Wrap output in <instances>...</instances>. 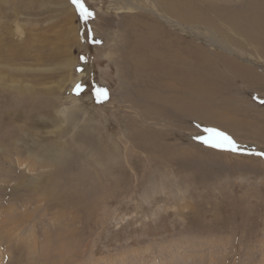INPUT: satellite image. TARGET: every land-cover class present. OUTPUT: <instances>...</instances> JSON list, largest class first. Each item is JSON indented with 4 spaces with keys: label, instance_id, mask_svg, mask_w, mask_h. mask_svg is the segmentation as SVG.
Segmentation results:
<instances>
[{
    "label": "rangeland",
    "instance_id": "1",
    "mask_svg": "<svg viewBox=\"0 0 264 264\" xmlns=\"http://www.w3.org/2000/svg\"><path fill=\"white\" fill-rule=\"evenodd\" d=\"M83 3L0 0V264H264V0Z\"/></svg>",
    "mask_w": 264,
    "mask_h": 264
},
{
    "label": "snow or ice",
    "instance_id": "2",
    "mask_svg": "<svg viewBox=\"0 0 264 264\" xmlns=\"http://www.w3.org/2000/svg\"><path fill=\"white\" fill-rule=\"evenodd\" d=\"M72 4L77 9L79 16L84 21H88L90 18L93 17V12L89 11L84 3L83 0H71ZM89 38L91 39V32L89 31ZM95 43H99V41H94ZM81 59H84V57H81ZM83 90V86L80 84H77L75 86L76 94L79 95L80 92ZM95 95L98 100L101 98L107 99L108 94L106 90L97 88L95 90ZM264 103V101H261ZM205 132L209 133L207 137H198V139L201 140L202 143L208 145L212 148H218L222 150H228L232 152H241L243 151L240 149V146L237 144V142L229 135L225 134L224 132L217 131L216 129H205ZM255 155L264 157V152H257Z\"/></svg>",
    "mask_w": 264,
    "mask_h": 264
},
{
    "label": "bare ground",
    "instance_id": "3",
    "mask_svg": "<svg viewBox=\"0 0 264 264\" xmlns=\"http://www.w3.org/2000/svg\"><path fill=\"white\" fill-rule=\"evenodd\" d=\"M124 9H129L130 10V9H134V7H132V8H130V7H124ZM119 13H121V12H119ZM106 56H108V55H106ZM61 245H62L61 240L60 239H57L56 240V244L54 245V252H55L54 254L55 255H58V256L57 257L55 256V263L54 264H60L62 262V246ZM47 261L44 264H47Z\"/></svg>",
    "mask_w": 264,
    "mask_h": 264
}]
</instances>
